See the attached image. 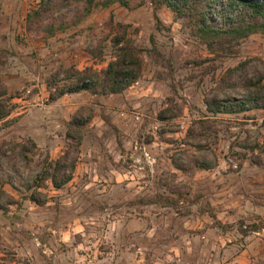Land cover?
Returning <instances> with one entry per match:
<instances>
[{"label": "rangeland", "instance_id": "1", "mask_svg": "<svg viewBox=\"0 0 264 264\" xmlns=\"http://www.w3.org/2000/svg\"><path fill=\"white\" fill-rule=\"evenodd\" d=\"M132 4L29 20L39 0H0V264H264V108L210 106L264 100V34L205 41ZM122 31L141 50L136 81L50 98L63 69L104 68ZM78 112L92 117L74 131ZM64 152L70 181L38 179Z\"/></svg>", "mask_w": 264, "mask_h": 264}, {"label": "trees", "instance_id": "2", "mask_svg": "<svg viewBox=\"0 0 264 264\" xmlns=\"http://www.w3.org/2000/svg\"><path fill=\"white\" fill-rule=\"evenodd\" d=\"M39 8L27 14V19L38 18L47 10L63 9L72 4L80 9V16H87L94 8H107L118 4L123 8L132 7L134 0H39ZM145 0H139V3ZM155 9L162 6L168 8L173 14L187 18L188 22L197 30L198 35L205 41H216L223 37L244 38L252 33L264 34V0H148ZM114 56L106 66L100 70L93 68L63 69L61 86H56L50 98L87 91L95 95H108L122 93L130 84L136 81L142 69L141 50L136 48L126 33L115 34L111 39ZM211 45L210 42H207ZM261 80L249 83L254 90L259 91L258 83ZM251 92V91H250ZM242 99L222 101L215 98L210 103L213 112H238L246 107L264 108V100H259L257 92ZM5 111L1 117L7 115ZM92 113L83 115L78 112L68 123L71 129L79 131L91 119ZM70 132V131H69ZM71 137L70 133H67ZM79 143V140L77 141ZM76 159H68L65 152L55 160L44 164L37 174L41 180L49 179L55 188L63 187L72 178ZM29 199L37 204L43 201L33 192Z\"/></svg>", "mask_w": 264, "mask_h": 264}]
</instances>
